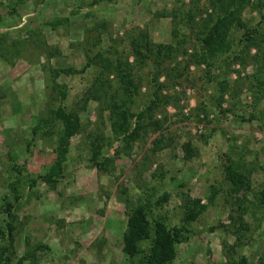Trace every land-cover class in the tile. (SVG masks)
I'll return each instance as SVG.
<instances>
[{
    "label": "rangeland",
    "instance_id": "1",
    "mask_svg": "<svg viewBox=\"0 0 264 264\" xmlns=\"http://www.w3.org/2000/svg\"><path fill=\"white\" fill-rule=\"evenodd\" d=\"M213 2L0 0V226L5 200L13 213L1 264H125L127 212L147 200L178 232L169 264L264 262V0H241L230 50L206 65L199 47ZM237 21L259 28L248 49ZM140 31L170 46L158 66L132 56ZM101 57L131 64L133 94ZM99 88L108 93L100 101ZM110 90L131 113L155 102L127 145L110 133ZM57 106L78 128L48 183ZM228 166L240 184L225 177Z\"/></svg>",
    "mask_w": 264,
    "mask_h": 264
},
{
    "label": "trees",
    "instance_id": "2",
    "mask_svg": "<svg viewBox=\"0 0 264 264\" xmlns=\"http://www.w3.org/2000/svg\"><path fill=\"white\" fill-rule=\"evenodd\" d=\"M214 4L217 6V12H214L211 6L214 15L212 18L208 15L206 17L207 19L204 20L202 27L203 33L200 38L199 60L203 61L206 65H208L207 60L217 53H224L230 50V40L227 38L228 26L236 18L233 17V14L236 8L240 6L241 0H214ZM210 19L214 21L210 23ZM237 24L243 28L241 41L248 49L249 46L254 44L259 28L247 29L239 21H237ZM129 42L130 52L140 65H143L146 60L154 62V59H156L154 65L158 66L159 60L166 57L170 49L169 45L154 46L148 40L146 33L141 31L132 37ZM102 58L100 60L102 68L114 73L117 78L118 87L120 88L122 86L124 94L127 93L128 96L131 93L133 94L135 92V85L132 79L131 64L126 59L120 60L117 58L113 61L105 59L104 66L101 63ZM121 65L125 66V70H120ZM156 91H153L152 95L155 99L159 94ZM95 92L96 95L94 93L92 98L98 101L108 94L100 88ZM117 93V90H110L108 95L106 105L109 112L107 119L108 126L110 133L115 138H120L127 145L138 136V130L142 127L143 119L152 110L155 102L151 99L149 105H146L142 110L131 113L127 106L128 100L125 101L121 97L116 101ZM60 94L64 96V93L60 92ZM53 116L60 125L56 138V156L47 171L41 175L42 181L48 183H53L62 171L67 154L68 139L78 128L77 119L75 117L70 119L69 115L60 106L54 109ZM97 155L98 152L91 148L89 160L96 161ZM225 177L234 185L242 182L240 173L230 166L225 169ZM162 198L164 199L165 197ZM11 206L12 203L6 200L1 205V209L7 218L4 224L0 226V237L2 238L4 235L10 237L13 229L11 224L13 218ZM190 217H193V214ZM177 238L178 232L175 228L168 229L158 217L151 216L148 200L142 205L132 207L127 212L126 229L122 234L121 251L125 259V264H169L174 256V244L177 242ZM1 254L2 251L0 250V264L2 262ZM241 263L245 264V261L242 260ZM16 264H19V261ZM257 264H264V262Z\"/></svg>",
    "mask_w": 264,
    "mask_h": 264
}]
</instances>
